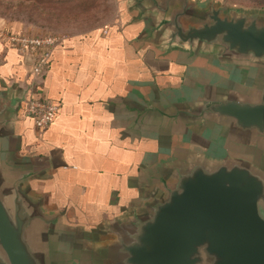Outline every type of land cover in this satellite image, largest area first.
<instances>
[{"label":"crops","instance_id":"crops-1","mask_svg":"<svg viewBox=\"0 0 264 264\" xmlns=\"http://www.w3.org/2000/svg\"><path fill=\"white\" fill-rule=\"evenodd\" d=\"M116 1L111 23L69 33L54 47L36 87L60 106L45 130L24 112L35 93L30 57L3 37L32 33L0 20V119L9 120L0 146L28 174L22 190L54 219L49 240L57 261L107 242L110 229L162 195L193 156L236 155L212 122L180 115L212 90L251 94L261 75L217 49L167 46L151 0Z\"/></svg>","mask_w":264,"mask_h":264},{"label":"water","instance_id":"water-1","mask_svg":"<svg viewBox=\"0 0 264 264\" xmlns=\"http://www.w3.org/2000/svg\"><path fill=\"white\" fill-rule=\"evenodd\" d=\"M151 1L167 46L217 49L260 68L251 94L212 90L180 115L212 122L237 154L193 156L162 195L110 229L107 242L57 261L49 240L54 219L22 190L28 174L0 146V264H264V20L227 13L212 1ZM8 122L0 119V138Z\"/></svg>","mask_w":264,"mask_h":264},{"label":"rangeland","instance_id":"rangeland-1","mask_svg":"<svg viewBox=\"0 0 264 264\" xmlns=\"http://www.w3.org/2000/svg\"><path fill=\"white\" fill-rule=\"evenodd\" d=\"M264 20V0H203ZM116 0H0V20L23 24L32 34L85 32L111 23L117 15ZM252 158L260 156L250 154Z\"/></svg>","mask_w":264,"mask_h":264},{"label":"built area","instance_id":"built-area-1","mask_svg":"<svg viewBox=\"0 0 264 264\" xmlns=\"http://www.w3.org/2000/svg\"><path fill=\"white\" fill-rule=\"evenodd\" d=\"M3 37L30 57V74L33 78L35 93L28 98L24 112L33 120L36 128L45 130L54 120L60 106L54 100L42 97L36 87L38 88V85L41 84L43 76L48 70L54 47L63 42L65 35L3 32Z\"/></svg>","mask_w":264,"mask_h":264}]
</instances>
